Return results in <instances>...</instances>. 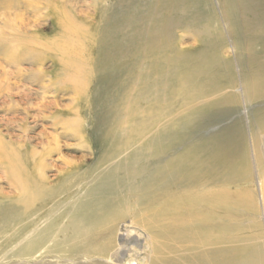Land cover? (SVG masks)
<instances>
[{"label": "rangeland", "instance_id": "374dc122", "mask_svg": "<svg viewBox=\"0 0 264 264\" xmlns=\"http://www.w3.org/2000/svg\"><path fill=\"white\" fill-rule=\"evenodd\" d=\"M245 97L256 105L251 118ZM263 100L264 0H0V256L26 252L19 242L35 228L37 245L56 234L59 247L84 227L97 233L91 257H49L54 264H107L116 244L129 242L143 264H232L227 253L246 250L238 234L254 224L242 213L252 187L264 229L249 138L264 128ZM13 168L25 188L15 185ZM247 169L253 181L244 186L239 174ZM228 179L245 196L219 236L198 208L212 200L211 189L222 194ZM79 199L84 208H72ZM125 229L143 236L126 239Z\"/></svg>", "mask_w": 264, "mask_h": 264}, {"label": "bare ground", "instance_id": "6f19581e", "mask_svg": "<svg viewBox=\"0 0 264 264\" xmlns=\"http://www.w3.org/2000/svg\"><path fill=\"white\" fill-rule=\"evenodd\" d=\"M60 8V7H59ZM67 8V7H66ZM57 10V9H56ZM70 10V9H69ZM62 13V14H64V15H66L67 16V13H68V11H67V9H65V8H63V7H61V9L59 10V12L58 13ZM70 12V11H69ZM60 13V14H61ZM70 14V13H69ZM71 15V14H70ZM69 16V15H68ZM57 17H59V16H57ZM58 19V18H57ZM73 19V18H72ZM52 20V19H51ZM59 20V19H58ZM75 20V19H74ZM73 20V21H74ZM76 21V20H75ZM73 22V23H76V22ZM50 25V24H49ZM75 26V25H74ZM48 27V26H47ZM68 28L69 27H67L66 26V31L68 30ZM231 48V47H230ZM236 50V49H235ZM234 55V54H233ZM253 68V67H252ZM258 68V67H257ZM255 69V68H254ZM252 70V69H251ZM256 70V69H255ZM236 72V71H235ZM255 73V72H254ZM244 74V73H243ZM245 74H246V72H245ZM252 75V74H251ZM258 76V75H257ZM248 77H249V75H248ZM245 78V77H244ZM253 79V78H252ZM255 79V78H254ZM256 80V79H255ZM254 81V80H253ZM257 81V80H256ZM259 81V80H258ZM257 81V82H258ZM230 82V81H229ZM243 83V82H242ZM251 83V82H250ZM260 83V82H259ZM184 85H185V83H183ZM187 85V84H186ZM201 85H202V83H201ZM237 85H238V83H237ZM189 86V85H188ZM196 86H198V85H196ZM253 86H254V84H253ZM236 87V86H235ZM185 88V87H184ZM190 88H192V87H190ZM190 88H187V90L188 89H190ZM241 88V87H240ZM244 88V87H243ZM193 89V88H192ZM195 89V88H194ZM197 89V88H196ZM250 90V89H249ZM178 91V90H177ZM176 91V92H177ZM196 91V90H195ZM234 91H235V89H234ZM238 91V90H237ZM245 91V90H244ZM252 91V90H251ZM239 92V91H238ZM237 92V93H238ZM246 92V91H245ZM175 93V92H174ZM193 93H194V91H193ZM192 93V94H193ZM179 94V93H178ZM240 94V93H239ZM174 95V94H173ZM189 95H190V93H189ZM252 95V94H251ZM156 96V95H155ZM180 96V95H179ZM191 96V95H190ZM194 96V95H193ZM192 96V97H193ZM237 96V95H236ZM172 97V96H171ZM181 97V96H180ZM188 97V96H187ZM223 97V96H222ZM252 97V96H251ZM176 98V97H175ZM211 98V97H210ZM229 98H230V96H229ZM247 97H245V100H244V104H245V114H249L251 111H252V109H254L255 107H256V105H254V104H248L247 102H249L247 99H246ZM188 99V98H187ZM250 99H252V98H250ZM263 99V98H262ZM168 100V99H167ZM182 101H183V99H181ZM185 100V99H184ZM233 100H235V98L233 99ZM256 100V99H255ZM254 100V101H255ZM258 100V99H257ZM181 101V102H182ZM238 102H239V100H237ZM253 101V102H254ZM260 101V100H259ZM264 101V100H263ZM188 102V101H187ZM202 102V101H201ZM210 102V101H209ZM252 102V103H253ZM257 102V101H256ZM238 105V104H237ZM241 106V105H240ZM228 107V106H227ZM239 107V106H238ZM200 108V107H199ZM224 108V107H223ZM231 108V107H230ZM163 109V108H162ZM208 109V108H207ZM165 110V109H164ZM205 110V109H204ZM219 110V109H218ZM159 111V110H158ZM208 111V110H207ZM209 111H210V109H209ZM213 111V110H212ZM256 111V110H255ZM201 112V111H200ZM214 112V111H213ZM226 112V111H225ZM230 112V111H229ZM215 113V112H214ZM219 113V112H218ZM258 113V112H257ZM221 114V113H220ZM228 114H230V113H228ZM231 114H232V112H231ZM235 114V113H234ZM175 115V114H174ZM202 115V114H201ZM209 115V114H208ZM207 115V116H208ZM213 115H216V114H213ZM251 115V114H250ZM257 115V114H256ZM176 116H177V120H178V122L180 123V122H182V120H184L185 119V108L182 106L178 111H177V113H176ZM211 116V115H210ZM249 116V115H248ZM257 116H260V114L259 115H257ZM196 117V116H195ZM203 117V116H202ZM220 117V116H219ZM250 117V116H249ZM251 117H252V115H251ZM250 117V118H251ZM254 117H256V116H254ZM261 117V116H260ZM198 118V117H197ZM216 118V117H215ZM218 118V117H217ZM249 118V119H250ZM200 119H202V118H200ZM199 119V120H200ZM210 119H211V117H210ZM241 119V118H240ZM262 119V118H261ZM264 119V118H263ZM262 119V120H263ZM223 120V119H222ZM244 120V119H243ZM251 120V119H250ZM260 120V119H259ZM256 121H257V123H258V120L256 119ZM183 122H185V120L183 121ZM191 122V121H190ZM189 122V123H190ZM197 122H199V121H197ZM204 122V121H203ZM240 122V121H239ZM262 122V121H261ZM202 123V122H201ZM256 123V124H257ZM260 123V122H259ZM187 124V123H186ZM186 124H184V125H186ZM235 124V123H234ZM251 124H252V122L250 123V126H251ZM199 125H200V123H199ZM198 125V126H199ZM209 125V124H208ZM233 125V124H232ZM237 125V124H236ZM259 125V124H258ZM189 125H187V127H188ZM202 126H203V124H202ZM207 126V125H206ZM237 126H239V127H241L240 125H237ZM236 126V127H237ZM244 126V125H243ZM253 126V125H252ZM251 126V127H252ZM263 126V125H262ZM195 127V126H194ZM197 127V126H196ZM231 128H232V130H233V127L232 126H230ZM259 127V126H258ZM264 127V126H263ZM193 129V128H192ZM199 129V128H198ZM227 129H229V128H227ZM187 130V129H186ZM230 130V129H229ZM237 130H239V128L238 129H236V131ZM200 131V130H199ZM233 131H235V129L233 130ZM232 131V132H233ZM241 131H242V129H241ZM184 132H187V131H184ZM183 132V133H184ZM228 132V131H227ZM231 132V133H232ZM245 132V131H244ZM251 135H250V137L249 138H251V142H252V152H253V159H254V162H255V167H256V172H257V175H258V181H259V189H260V195H261V203H262V206H263V208H264V128L263 129H260L259 130V132L257 131V133H254V131H253V129L251 130ZM155 133V132H154ZM218 133H219V131H218ZM223 133V132H222ZM229 133V132H228ZM246 133V132H245ZM236 134V133H235ZM240 134V133H239ZM249 134V133H248ZM191 135V134H190ZM194 135V134H193ZM192 135V136H193ZM197 135H199V134H197ZM222 135V134H221ZM234 135V134H233ZM241 135V134H240ZM183 136V135H182ZM188 136V135H187ZM191 136V137H192ZM214 136V135H213ZM223 136V135H222ZM228 136V135H227ZM235 136V135H234ZM197 137V136H196ZM200 137V136H199ZM226 137V136H225ZM231 137V136H230ZM241 137V136H240ZM182 138V137H181ZM184 138V137H183ZM188 138V137H187ZM190 138V137H189ZM212 138V137H211ZM196 139V138H195ZM216 139H217V137H216ZM222 139V138H221ZM237 139V138H236ZM241 139V138H240ZM142 140V139H141ZM163 140H165V139H163ZM167 141V140H166ZM194 141V140H193ZM211 141V140H210ZM213 141V140H212ZM215 141V140H214ZM231 142H232V140H230ZM169 142V141H168ZM172 142V141H171ZM197 142V141H196ZM222 142V141H221ZM227 142H229V141H227ZM230 142V143H231ZM238 142L240 143V141L238 140ZM248 142V141H247ZM184 143V142H183ZM214 143H216L215 145H217V142H214ZM238 143V144H239ZM182 144V143H181ZM218 144H219V142H218ZM221 144H223V143H221ZM220 144V145H221ZM227 144H229V143H227ZM247 144V143H246ZM241 145V144H240ZM251 145V144H250ZM223 146V145H222ZM226 146V145H225ZM224 146V147H225ZM229 146H231L230 144H229ZM232 146H233V144H232ZM248 146V145H247ZM185 147V146H184ZM208 146L206 145V148H207ZM216 147V146H215ZM237 147V146H236ZM242 147H244V146H241V148ZM197 148V147H196ZM204 148V147H203ZM203 148H202V150H203ZM217 148H218V146H217ZM232 148H235V147H232ZM240 148V147H239ZM245 148V147H244ZM244 148H243V151H244ZM176 149V148H175ZM178 149V148H177ZM222 149H223V147H222ZM225 149V152H226V148H224ZM223 149V150H224ZM191 150V149H190ZM211 150H213V149H211ZM223 150H222V152H223ZM239 150V149H238ZM165 151V150H164ZM216 151V150H215ZM241 151V150H240ZM242 151V152H243ZM250 151V150H249ZM171 152H173V151H171ZM200 152V151H199ZM217 152H218V150H217ZM216 152V153H217ZM221 152V153H222ZM224 152V153H225ZM233 152H234V150H233ZM149 153V152H148ZM158 153V152H157ZM191 153V152H190ZM194 153V152H193ZM201 153V152H200ZM208 153V152H207ZM159 154V153H158ZM157 154V155H158ZM185 154V153H184ZM198 155H199V153H197ZM223 154V153H222ZM226 154H228V153H226ZM225 154V155H226ZM249 154V153H248ZM132 155V154H131ZM162 155H164V154H162ZM186 155H187V153H186ZM202 155V154H201ZM246 155V154H245ZM133 157H134V155H132ZM165 156V155H164ZM172 156V155H171ZM174 156V155H173ZM195 156V155H194ZM194 156H192L191 158H193ZM205 156V155H204ZM207 156H208V154H207ZM206 156V157H207ZM228 156H230L229 154H228ZM233 156H234V154H233ZM240 156V155H239ZM249 156V155H248ZM199 157H200V155H199ZM213 157V156H212ZM235 157V156H234ZM244 157H246V156H244ZM154 158V157H153ZM174 158V157H173ZM189 158V157H188ZM202 158V157H201ZM209 158V157H208ZM215 158V157H214ZM247 158V157H246ZM152 159V158H151ZM207 159V158H206ZM210 159V158H209ZM220 159H221V157H220ZM250 159V158H249ZM173 160V159H172ZM191 160V159H190ZM193 160V159H192ZM202 160H203V158H202ZM215 160V159H214ZM214 160H213V162H214ZM227 160V159H226ZM229 160H232V159H229ZM236 160H237V158H236ZM243 160V159H242ZM244 160H245V158H244ZM248 160V159H247ZM246 160V161H247ZM217 161H218V159H217ZM234 161H235V158H234ZM240 161V160H239ZM156 162H158V161H156ZM176 162V161H175ZM179 162V161H178ZM193 162V161H192ZM191 162V163H192ZM196 163L198 162V161H195ZM202 162V161H201ZM229 162V161H228ZM242 162V161H241ZM241 162L239 163V164H241ZM249 162V161H248ZM194 163V162H193ZM205 163V162H204ZM207 163H208V160H207ZM223 163V162H222ZM243 163H245V161L243 162ZM242 163V164H243ZM155 164V163H154ZM153 164V165H154ZM209 164V163H208ZM217 164V163H216ZM248 164V163H247ZM247 164L245 165V167L247 168ZM200 165V164H199ZM212 165H213V163H212ZM225 165L226 166H229V165H227L226 163H225ZM230 165H232V164H230ZM248 165H250V163L248 164ZM155 166V165H154ZM186 166V165H185ZM216 166V165H215ZM213 167L214 169L216 168V167ZM251 166V165H250ZM249 166V167H250ZM164 167V166H163ZM195 167H198V166H196L195 165ZM236 166H234V168H235ZM248 167V168H249ZM128 168V167H127ZM169 168V167H168ZM172 168V167H171ZM171 168H170V170H171ZM194 168V167H193ZM226 168V167H225ZM225 168H223L224 169V171H225ZM231 168H232V166H231ZM251 168V167H250ZM211 169V168H210ZM209 169V170H210ZM213 169V170H214ZM233 169V168H232ZM13 170H14V172H15V174H12V176H14V183H15V185L16 186H20V184L22 185V187L23 188H25V186H24V183L23 182H20V179L18 178V174H17V172H16V170L13 168ZM129 170H131V168L129 169ZM220 170V169H219ZM222 170V169H221ZM227 170V169H226ZM235 170V169H234ZM113 171V170H112ZM133 171V170H132ZM134 171H136V170H134ZM143 171V170H142ZM172 171V170H171ZM224 171H222L223 173H225ZM178 172V171H177ZM212 172V171H211ZM218 172V171H217ZM160 173V172H159ZM213 173V172H212ZM185 174V173H184ZM191 174V173H190ZM214 174V173H213ZM229 174H231V176H232V173L230 172ZM228 174V175H229ZM205 175V174H204ZM181 176H183L182 174H181ZM234 177H235V175H233ZM232 176V177H233ZM239 176H240V178H239V180H240V182H243V181H245L244 182V186L248 183H251V181H253V173H251V170L250 169H247V171L245 170V171H243L242 172V174L240 175L239 174ZM147 177V176H146ZM180 177V176H179ZM201 177H202V175H201ZM232 177H228V178H231L232 179ZM205 178V177H204ZM119 179V178H118ZM151 179V178H150ZM153 179H154V177H153ZM206 179V178H205ZM204 179V180H205ZM231 179H228L229 180V182H228V180H227V183H225V185L223 186V187H221L222 189H220L221 190V192H222V194H216V192H217V190H218V188H216V189H211L210 191H209V196L212 198V200L210 199V201H208V202H203L202 201V203L201 204H199L200 205V208H198L199 209V213H198V216H199V219L202 221L203 219H204V217L205 216H208V218H211L212 217V219H213V221H215L216 223H215V230H216V232H217V229H218V234H219V236L221 235L220 234V231H221V229L223 230V228H228L227 226H229V223H231V221H233L232 220V217H233V212L235 211V212H237V208L239 207L238 205V203H241V202H237V203H234V201L235 200H237V199H239L240 200V198L241 197H244L245 196V191L242 189V186H240V187H238L237 188V190H235V191H233V186L231 185L233 182L232 181H230ZM180 180V179H179ZM236 180V179H235ZM107 181V180H106ZM151 181V180H150ZM182 181V180H181ZM209 181V180H208ZM207 181V182H208ZM212 181V180H211ZM210 181V182H211ZM221 181V180H220ZM203 182V181H202ZM201 182V183H202ZM206 182V181H205ZM217 182V181H216ZM219 182V181H218ZM222 182V181H221ZM221 182H219V183H221ZM41 183V182H40ZM99 183V182H98ZM131 183V182H130ZM152 183H154L155 184V182H152ZM163 183V182H162ZM172 183V182H171ZM175 183V182H174ZM179 183V182H178ZM209 183V182H208ZM39 184V183H38ZM154 184H152V186L154 185ZM188 184V183H187ZM248 184H247V186H248ZM34 185V184H33ZM79 185V184H78ZM98 185V184H97ZM168 185V184H167ZM183 185V184H182ZM181 186V185H180ZM187 186H189V185H186V187ZM34 187V186H33ZM103 187V186H102ZM185 187V186H184ZM190 187V186H189ZM235 187V186H234ZM20 188V187H19ZM38 188H39V186H38ZM164 188H166V187H164ZM167 188H168V186H167ZM157 189H159V188H157ZM162 189V188H161ZM257 189V188H256ZM19 191H20V189H18ZM163 190V189H162ZM168 190V189H167ZM166 190V191H167ZM195 190H197V189H195ZM204 190H206V189H204ZM169 191V190H168ZM250 191V190H249ZM249 191L247 192V195H248V197H249V206H248V204H244L246 207H249V208H246L245 207V209H244V212H242L243 213V216L245 217L246 215H247V219H249V216H253V218H254V224L252 223V224H250V225H252V227L249 229H245V230H242V232L241 233H239L238 234V236H240L241 237V239L242 240H244V242H246V243H243L242 245H247L246 246V250H244L243 252H241V254H240V256H238V257H235V253L236 252H234V251H232L231 253H230V251H229V253H227L228 254V256H232V264H237L235 261H238V264H244L245 263V261L247 260H255L254 262H255V264H263L264 263V229H263V225H261V224H263L261 221H257V219H258V216H259V214H260V209H259V203L257 202V195H256V191H255V189L252 187V189H251V191H250V193H249ZM159 192V191H158ZM164 192V191H163ZM172 192V191H171ZM171 192H170V194H171ZM196 192V191H195ZM204 192H206V191H204ZM208 192V191H207ZM19 193V192H18ZM156 193H157V191H156ZM1 194V193H0ZM25 194V193H24ZM153 194V193H152ZM151 194V195H152ZM167 194V193H166ZM207 194V193H206ZM205 196V195H204ZM203 196V197H204ZM202 196H199V200H200V198H201ZM206 197V196H205ZM219 197V199H217ZM151 198V197H150ZM202 199V198H201ZM243 199V198H242ZM197 201H198V199H197ZM197 201H196V203H197ZM243 201H244V199H243ZM84 202V200L83 199H79V200H77L76 202H71V204H72V208H84V207H82L81 206V204ZM70 204V205H71ZM133 204V203H132ZM235 204H238V205H236V206H238L237 208L235 207ZM142 205V204H141ZM203 205H206L207 206V208H205V206H204V208H203ZM134 206V205H133ZM140 206V205H139ZM147 206V205H146ZM198 206V205H197ZM71 207V206H70ZM228 207H230V208H228ZM233 207H235V208H233ZM148 208V207H147ZM243 208V207H242ZM131 209V208H130ZM166 209V208H165ZM181 209V208H180ZM190 209V208H189ZM208 209V210H207ZM239 209V208H238ZM66 210H68V209H66ZM116 210V209H115ZM141 210V209H140ZM146 210V209H145ZM171 210V209H170ZM175 210V209H174ZM191 210V209H190ZM193 210H195V209H193ZM204 210H206L207 212L205 213V211ZM264 210V209H263ZM41 212H42V210H41ZM40 212V213H41ZM135 212H136V210H135ZM156 212H157V210H156ZM166 212H168V211H166ZM165 212V213H166ZM171 212H173V210H171ZM180 212H181V210H180ZM191 212H192V210H191ZM240 212H241V210H240ZM261 212H262V210H261ZM132 213V212H131ZM145 213H147V212H145ZM145 213L143 214L144 216H145ZM169 213V212H168ZM182 213V212H181ZM180 213V214H181ZM194 213V212H193ZM139 214V213H138ZM180 214H178V215H180ZM183 214H185V213H183ZM194 214H196V213H194ZM237 215H238V213H236ZM115 215V214H114ZM118 215V214H117ZM120 215V214H119ZM149 215V214H148ZM169 215V214H168ZM171 215H172V213H171ZM174 215H176V214H174ZM187 215H188V212H187ZM191 215V214H190ZM189 215V216H190ZM146 216H147V214H146ZM145 216V217H146ZM182 216H184V215H182ZM186 216V215H185ZM236 216V215H235ZM255 216V217H254ZM118 217V216H117ZM144 217V218H145ZM175 217V216H174ZM174 217H173V219H174ZM35 218V217H34ZM114 218H116V217H114ZM185 218V217H184ZM197 218V217H196ZM206 218V217H205ZM238 218V217H237ZM124 219V218H123ZM177 219V218H176ZM179 219V218H178ZM130 220V219H129ZM171 220V219H170ZM181 220V219H180ZM236 220V219H235ZM244 219H242V221H243ZM250 220V219H249ZM253 220V219H252ZM29 221V220H28ZM137 221V220H136ZM150 221H152V220H150ZM164 221V220H163ZM165 221H167V220H165ZM164 221V222H165ZM168 221H169V219H168ZM237 221V220H236ZM247 221V220H246ZM113 222H115V221H113ZM180 222V221H179ZM181 222H183V221H181ZM206 222V221H205ZM235 222V221H234ZM184 223V222H183ZM200 223V222H199ZM238 223V222H237ZM243 223V222H242ZM112 225H114V223H111ZM122 224V223H121ZM125 224V223H124ZM129 224V223H128ZM178 224V223H177ZM176 224V225H177ZM180 224V223H179ZM185 224V223H184ZM194 224V223H193ZM197 224V223H196ZM204 224H206V223H204ZM241 224V223H240ZM111 225V226H112ZM244 225V224H243ZM247 225H249V223L247 224ZM122 226V225H121ZM140 226V225H139ZM143 226V225H142ZM127 228V227H126ZM136 228V227H135ZM153 228V227H152ZM177 228V227H176ZM179 228V227H178ZM189 228V227H188ZM103 229V228H102ZM106 229V228H105ZM108 229H110L109 227H108ZM112 229V228H111ZM114 229V228H113ZM158 229H159V227H158ZM180 229H182V228H180ZM211 229H213V228H211ZM39 230H40V228H35V229H33V230H31V231H28L27 233H26V236L23 238V240L21 241V242H19V244H25V246H28V250L25 252V251H23V252H16V251H13L12 250V252H8V251H6L5 253H3V255H1L0 256V262L1 261H7V260H9V259H12V258H19V259H25V260H28V261H33L34 262V264H54V262L53 261H55L54 260V258H53V260H50L51 258H49V257H55V258H57V259H61V258H70V259H67L68 261H75V260H77V258L79 257V256H90L91 257V254H93L94 252L92 251V250H90V248H89V245H91V244H88V242H89V240L91 241V239L92 240H94L95 239V237H96V235H97V233L96 234H94V233H90L87 229H85L84 227H79L78 229H75L74 231H72L71 232V234H70V236H65V238H66V240L67 241H64V243H61V245L62 246H59V247H57L60 243H56V238H57V235L55 234L54 235V237L52 238V239H50V240H48V241H46V242H40V243H38V245H37V242H35L36 241V237L38 236V232H39ZM48 230V229H47ZM104 230V229H103ZM126 230V229H125ZM138 230V229H137ZM136 230V231H137ZM160 230V229H159ZM168 230V229H167ZM179 230V229H178ZM189 230V229H188ZM239 230V229H238ZM14 231V230H13ZM111 231H113V230H111ZM119 231V230H118ZM136 231H134V230H132L131 232H128V230H126V232L125 233H123L124 235H125V238L126 239H129V237H132V234L134 235V237L136 238V240H140L141 238H142V236H143V234L142 233H136ZM144 231V230H143ZM176 231V230H175ZM114 232H115V230H114ZM142 232V231H141ZM184 232V231H183ZM189 233H190V231H188ZM187 232V233H188ZM199 232V231H198ZM223 232H224V230H223ZM145 233V232H144ZM173 233V232H172ZM180 233V232H179ZM182 233V232H181ZM194 233V232H193ZM226 233V232H225ZM44 234V233H43ZM113 234V233H112ZM168 234V233H167ZM169 234H171V233H169ZM178 234V233H177ZM191 234V233H190ZM195 234V233H194ZM199 234V233H198ZM46 235V234H45ZM51 235H52V233H51ZM116 235V234H115ZM189 235V234H188ZM191 235H193V234H191ZM224 235H227V234H224ZM112 236V235H111ZM169 236V235H168ZM180 236V235H179ZM197 236V235H196ZM218 236V237H219ZM40 237V236H39ZM191 237V236H190ZM215 237H217V236H215ZM228 237V236H227ZM226 237V238H227ZM233 237H235V236H231V238L230 239H232ZM108 238H110V237H108ZM116 238V237H115ZM123 238H124V236H123ZM123 238H122V241H123ZM124 238V239H125ZM154 238V237H153ZM168 238V237H167ZM181 238V237H180ZM180 238H179V240H180ZM187 237H185V239H186ZM238 238V237H237ZM106 239V238H105ZM148 239V238H147ZM184 239V240H185ZM190 239V238H189ZM199 239V238H198ZM220 239V238H219ZM107 240V239H106ZM113 240H116V239H113ZM112 240V241H113ZM130 240V239H129ZM135 240V241H136ZM178 240V239H177ZM178 240V241H179ZM182 240V239H181ZM110 241V240H109ZM111 241V242H112ZM118 241V240H117ZM121 241V242H122ZM174 241V240H173ZM176 241V240H175ZM191 241V240H190ZM196 241V240H195ZM199 241V240H198ZM201 241H203V240H201ZM205 241V240H204ZM216 241V240H215ZM108 242V241H107ZM107 242H106V245H107ZM125 242V241H124ZM140 242V241H139ZM219 242V241H218ZM221 242H223V241H220V243ZM225 243H228L227 245H225V246H229V245H231L230 244V241L228 242V241H224ZM113 243V242H112ZM141 243V242H140ZM181 243H184V242H181ZM4 244H6V243H4ZM100 244H102V243H100ZM105 244V243H104ZM190 244H193V243H190ZM190 244H189V246H190ZM200 244H201V242H200ZM203 244V243H202ZM223 244V243H222ZM188 245V244H187ZM205 245V244H204ZM207 245V244H206ZM217 244H216V242H215V244L214 243H211L210 244V247L212 246V247H215ZM116 246H117V248H116V250L115 251H113V252H111V254H110V257H109V259H105L107 262V264H143V262L141 261V259L140 258H137L136 256H135V252H136V249H135V247H134V244L132 243V242H129V244H124V243H121V244H119V245H117L116 244ZM209 246V245H208ZM233 246V245H232ZM16 247H17V244H16ZM57 247V248H56ZM112 247V246H111ZM114 247V246H113ZM191 247V246H190ZM197 247V246H196ZM200 247V246H199ZM222 247H224V246H222ZM231 247V246H230ZM100 248V247H99ZM107 248V247H106ZM166 248H167V246H166ZM249 248H251V250L248 252L247 251V249H249ZM1 249V248H0ZM177 249V248H176ZM190 249H193V248H190ZM197 249H198V247H197ZM223 249V248H222ZM15 250V249H14ZM100 250V249H99ZM105 250V249H104ZM188 250V249H187ZM111 251V250H110ZM181 251V250H180ZM185 251V250H184ZM190 251H192V250H190ZM207 251V250H206ZM93 252V253H92ZM178 252V251H177ZM198 252V251H197ZM101 253V252H100ZM109 253V252H108ZM108 253H106V254H108ZM150 253V252H149ZM193 253V252H192ZM202 253V252H201ZM242 253H243V255H242ZM97 254V253H96ZM105 254V255H106ZM184 254V253H183ZM203 254V253H202ZM180 255H182V254H180ZM186 255V254H185ZM107 256V255H106ZM134 256V257H133ZM184 256V255H183ZM187 256V255H186ZM204 256V255H203ZM199 257H200V255H199ZM205 257V256H204ZM229 257V258H230ZM180 258V257H179ZM190 258V257H189ZM86 259H88V258H86ZM144 259V258H143ZM171 259V258H170ZM181 259H182V257H181ZM206 259V258H205ZM84 260V259H83ZM95 260V259H94ZM174 260V259H173ZM198 260H200L199 258H198ZM202 260H203V258H202ZM84 261H86V260H84ZM88 261V260H87ZM149 261V260H148ZM172 261V260H171ZM231 260H224V261H222V263L221 264H228L229 262H230ZM259 261V262H258ZM22 262V261H21ZM170 262V261H169ZM190 262V261H189ZM188 262V263H189ZM192 262V261H191ZM190 262V263H191ZM241 262H243V263H241ZM172 263V262H171ZM179 263H180V261H179ZM194 263V262H193ZM57 264V263H56ZM84 264H88V263H85L84 262ZM192 264V263H191Z\"/></svg>", "mask_w": 264, "mask_h": 264}]
</instances>
